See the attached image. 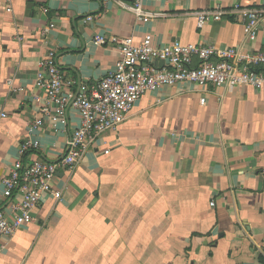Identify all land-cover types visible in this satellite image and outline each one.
Segmentation results:
<instances>
[{"label":"crops","instance_id":"crops-1","mask_svg":"<svg viewBox=\"0 0 264 264\" xmlns=\"http://www.w3.org/2000/svg\"><path fill=\"white\" fill-rule=\"evenodd\" d=\"M137 1L0 0V211H10L2 180L23 143L40 145L26 162H57L81 125L70 109L66 127L29 133L49 52L77 89L115 69L113 38L264 53V22L249 42L233 11L264 0H142L157 15L144 21L126 8ZM209 9L222 21L199 29L194 13ZM54 189L61 200L44 196L29 225L0 239V264H264V87L183 83L147 94L59 171Z\"/></svg>","mask_w":264,"mask_h":264},{"label":"built area","instance_id":"built-area-1","mask_svg":"<svg viewBox=\"0 0 264 264\" xmlns=\"http://www.w3.org/2000/svg\"><path fill=\"white\" fill-rule=\"evenodd\" d=\"M126 8L139 21L157 16L144 11L142 0L134 6L126 5ZM233 11L243 21L246 39L256 42L259 27L264 22V3L254 7L236 5ZM194 15L197 27L203 29L209 22L222 21L224 11L209 9ZM111 42L119 52L115 69L88 87L77 89L76 81L65 78L54 51L49 52L41 63L37 85L44 90L45 97L43 103L35 97L41 103V116L35 119L29 133L35 135L45 122H49L55 131L66 127L70 109L79 114L81 125L69 134L63 156L57 162L39 159L26 162L28 153L38 151L40 145L33 140L23 143L19 160L2 180L4 197L11 202L9 212L0 211V239L11 238L29 225L44 196L61 200L62 192L54 189L59 171L74 169L89 144L106 132L117 130L143 96L183 83L200 87L212 85L216 89L264 87V53L243 56L235 49L221 51L213 46L185 44L179 40L156 46L152 35H146L140 42L133 37L113 38ZM105 43V38L96 41L97 45ZM200 102L205 105L206 100ZM210 205L214 207L215 203Z\"/></svg>","mask_w":264,"mask_h":264}]
</instances>
